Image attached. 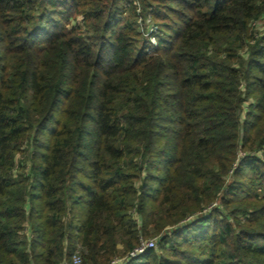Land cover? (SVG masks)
I'll return each instance as SVG.
<instances>
[{
  "label": "trees",
  "instance_id": "1",
  "mask_svg": "<svg viewBox=\"0 0 264 264\" xmlns=\"http://www.w3.org/2000/svg\"><path fill=\"white\" fill-rule=\"evenodd\" d=\"M77 251L264 264V0H0V264Z\"/></svg>",
  "mask_w": 264,
  "mask_h": 264
},
{
  "label": "built area",
  "instance_id": "2",
  "mask_svg": "<svg viewBox=\"0 0 264 264\" xmlns=\"http://www.w3.org/2000/svg\"><path fill=\"white\" fill-rule=\"evenodd\" d=\"M147 29H148L147 35L152 37L151 38L152 40H150L151 44H152V47L149 48V50H153L155 48V39L153 38L152 35L157 32V29L152 24L148 25ZM155 245H156V241L154 239L143 241L129 255H130V257H135V256L141 254L146 249L155 248ZM120 261L121 260L116 259L112 264H118ZM72 264H81V257H80V252L79 251L75 252V254L73 255Z\"/></svg>",
  "mask_w": 264,
  "mask_h": 264
},
{
  "label": "rangeland",
  "instance_id": "3",
  "mask_svg": "<svg viewBox=\"0 0 264 264\" xmlns=\"http://www.w3.org/2000/svg\"><path fill=\"white\" fill-rule=\"evenodd\" d=\"M150 40H152V39H150ZM20 171L22 172V169H20ZM151 239H154V238H152V237L151 238H148V240H151ZM155 248H156V245H155Z\"/></svg>",
  "mask_w": 264,
  "mask_h": 264
}]
</instances>
